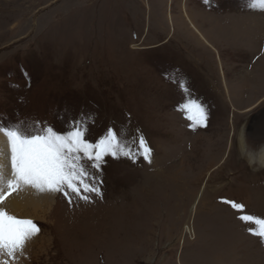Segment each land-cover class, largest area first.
<instances>
[{"label": "rangeland", "instance_id": "374dc122", "mask_svg": "<svg viewBox=\"0 0 264 264\" xmlns=\"http://www.w3.org/2000/svg\"><path fill=\"white\" fill-rule=\"evenodd\" d=\"M189 100L204 124L181 110ZM77 119L93 142L109 127L139 130L152 162L106 156L102 196L54 193L46 220L30 218L44 236L25 264H264L255 225L224 203L264 217V11L248 0H0V123L65 132Z\"/></svg>", "mask_w": 264, "mask_h": 264}, {"label": "snow or ice", "instance_id": "6c2138e0", "mask_svg": "<svg viewBox=\"0 0 264 264\" xmlns=\"http://www.w3.org/2000/svg\"><path fill=\"white\" fill-rule=\"evenodd\" d=\"M204 2L207 5L210 0ZM248 7L264 11V0H248ZM181 110L196 126L208 118L207 110L196 100L187 101ZM87 131L85 119L71 121L65 132L40 121L0 123V136L6 140V149H0V264H19L22 258L27 259V244L40 231L32 219L8 211L5 202L14 193L32 189L39 193H62L69 203L72 196L89 202L90 194L102 196V165L106 156H123L133 162L143 157L152 162V149L139 130L129 139L109 127L94 142L86 138ZM224 203L242 213L238 216L240 221L255 225L247 231L264 241V217L243 214L245 206L241 203Z\"/></svg>", "mask_w": 264, "mask_h": 264}, {"label": "bare ground", "instance_id": "6f19581e", "mask_svg": "<svg viewBox=\"0 0 264 264\" xmlns=\"http://www.w3.org/2000/svg\"><path fill=\"white\" fill-rule=\"evenodd\" d=\"M0 149H6V140H5V138L3 136H0ZM259 158H260L261 161H264V150L261 153H259ZM251 161H252V159H251ZM261 163H263V162H261ZM162 182H164V180ZM5 203H6V207H7V209H8L9 212H11L13 214H16V215H18L20 217H23V218H27L28 217V218H35V219L36 218H38V219L39 218H42L43 220H46L47 216L49 214H51L52 211L54 210V206L56 204V198L54 197V193H39V192H36L35 190L28 189V190L22 191V192H20L18 194L17 193H14L11 197L8 198V200ZM158 208H159V206H158ZM40 235L39 236L36 235V237L43 238L44 235H41V236ZM45 237H46V235H45ZM36 239L37 238H35L32 241H35ZM53 240H54V238H53ZM36 241H38V240H36ZM45 244H47V243L45 242ZM30 245H31V243H30ZM22 262L23 261L21 260V264H22ZM30 263L32 264V262H29V264ZM26 264H27V262H26Z\"/></svg>", "mask_w": 264, "mask_h": 264}, {"label": "built area", "instance_id": "2783aa9c", "mask_svg": "<svg viewBox=\"0 0 264 264\" xmlns=\"http://www.w3.org/2000/svg\"><path fill=\"white\" fill-rule=\"evenodd\" d=\"M188 233H190V232H188Z\"/></svg>", "mask_w": 264, "mask_h": 264}]
</instances>
